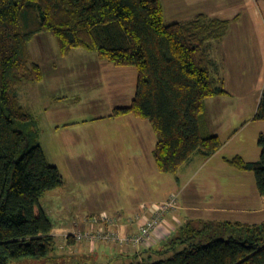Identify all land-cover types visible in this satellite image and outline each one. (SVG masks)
Returning <instances> with one entry per match:
<instances>
[{"label": "trees", "instance_id": "trees-1", "mask_svg": "<svg viewBox=\"0 0 264 264\" xmlns=\"http://www.w3.org/2000/svg\"><path fill=\"white\" fill-rule=\"evenodd\" d=\"M163 12L161 0H0V264L40 259L56 248L41 199L62 187V176L39 144L37 119L18 98L25 81L42 80L28 47L35 36L53 37L61 56L82 49L115 67L135 69L130 105L110 117L132 115L150 124L159 173L174 175L194 156L208 159L221 149L208 131L205 102L228 93L208 47L224 38L230 21L199 13L166 24ZM254 120L264 121V85ZM257 145L256 162L239 156L223 161L253 174L264 205V134ZM213 226L238 234L206 239ZM165 242L160 251L141 252L158 259L147 254L139 264H264V221L187 220Z\"/></svg>", "mask_w": 264, "mask_h": 264}, {"label": "rangeland", "instance_id": "rangeland-1", "mask_svg": "<svg viewBox=\"0 0 264 264\" xmlns=\"http://www.w3.org/2000/svg\"><path fill=\"white\" fill-rule=\"evenodd\" d=\"M213 3L215 4L212 7ZM213 3L211 0H163L164 21L166 24L174 21H189L194 18L195 9L198 8L207 9L205 10L207 12L218 10L219 12H216V15H219L217 16L219 19L229 17L228 14L232 9L240 13L239 17L241 16L243 22L238 27L236 25L238 22L236 23L233 18L226 19L230 21L228 29L230 34L228 36H233L230 39L227 38L226 41L228 59L225 51L222 50L219 52L216 50L213 57L219 59L220 66H226L227 63L230 75L227 67L225 74L229 75L230 87L238 91L246 90L244 96H235L233 102L235 104L241 103L245 110L247 103V110L250 111V107L252 103L256 102V95L260 93L264 81L260 72L264 65V54L258 44V38L264 39L263 19L253 10L245 12V9L241 7L243 0H214ZM248 18L251 20V26L248 23L249 26L247 27ZM246 34L249 41L246 40ZM214 46H217V43ZM28 47L32 61L37 63L41 69L42 80L23 84L20 86L18 93L20 102L29 107L37 117L39 143L46 154L47 161L54 165L62 176L63 187L55 189L56 191L53 193H46L45 197L41 199V205L52 223V232L59 236L54 237L56 248L49 256L40 259L21 258L10 260L7 264H139L141 261H146L147 254L151 255L152 261L158 259V256H155L156 254L145 252L135 256L133 246H124L129 250H122L118 249L122 246L111 243L98 242L97 245L90 247V242H77L74 239L73 242L68 241L69 235L84 230L90 225L88 223V220H90V188L95 203L98 200L101 203V200L104 199L105 189L108 188V182L110 183L109 178L103 180L102 172H91L94 160L90 162V156L82 155L81 149L84 150L85 146L80 140H76L77 136H80V138L94 135L111 136V139L118 141L119 136H133L135 128L132 126L133 124L131 125L126 120H122L123 118L112 119V117L107 116L110 111H113L115 105H119L121 99L117 96L115 90L108 88L105 81L98 88L92 89V93L101 92V101L90 100V81L92 82L90 73L84 69V63L77 55L90 54L89 56H96L95 53L74 49L70 51L69 56H61L58 53L55 39L48 34L35 36ZM243 49H247V51ZM244 57L246 58L244 59ZM98 60V58L94 59V63H98ZM247 62L249 66L245 65V70H241L242 74L240 76L231 77L232 65ZM92 106H94V109H92ZM67 113L69 115L65 116ZM229 118V125L223 122L224 124L219 125L220 129L218 128L220 136H224L225 139L231 136L235 130L237 131L235 135L238 136L237 141H234L225 149V152H228L227 155H231L230 148L232 146H234L232 151H238L237 148L241 147L243 142L247 146L248 153L252 154V150L255 148L260 151L257 145V136L263 130V127H261L264 126L263 121H250L247 123L245 122L246 117L236 120L235 114ZM68 120L77 121L79 125H72L74 127L70 130L63 129L61 123ZM138 122L144 121L138 120ZM244 122L245 124H243ZM146 124L148 123L146 122ZM56 126L60 127L56 129ZM148 128H150L149 125ZM148 130H150V134H153L151 129ZM225 152L222 155L225 156ZM247 152L244 149L243 153ZM250 154H245L246 159L251 157ZM249 173L252 176V173ZM117 175L119 180H116V184L121 185L122 180L126 181L129 173L121 172L117 174L113 172V176ZM159 175L168 176L162 173H159ZM108 176L110 177L109 174ZM121 176L123 177L120 180ZM224 186L226 187L227 184H222L221 190L223 192L226 190ZM115 200H118V197ZM68 201H71V204H65ZM68 210H70L69 213ZM228 215L226 214L225 217ZM220 221L246 223L244 220H237L233 216L222 218ZM74 223L75 229L72 230V233H67L66 231ZM237 234L238 231L233 227L213 226L207 231L205 238L226 239L230 236L236 237ZM206 242L207 240L203 241V243ZM165 244L166 242L157 244L153 247V251H160Z\"/></svg>", "mask_w": 264, "mask_h": 264}, {"label": "crops", "instance_id": "crops-1", "mask_svg": "<svg viewBox=\"0 0 264 264\" xmlns=\"http://www.w3.org/2000/svg\"><path fill=\"white\" fill-rule=\"evenodd\" d=\"M161 2L163 5V0H161ZM211 2L213 3L214 0H211ZM215 3L211 6L213 7ZM241 7L245 9V12L251 10L255 11L264 22V0H243ZM205 10L201 8L195 9L193 14L194 17L199 13H204L211 17L219 16L216 15V12H219L216 9L214 12H207ZM163 15L165 17V12H163ZM228 15L229 17L226 19L233 18L236 23L238 22L236 24L237 27L243 22L241 16L239 17L240 13H238V11H233L232 9ZM248 20L249 21L246 23L247 27L249 26L248 23L251 26V20L249 18ZM229 34L230 32L228 31L221 41L211 42L208 47L209 55L216 64L215 74L223 80L224 88L228 93L226 96L210 98L205 102L208 131L210 134L216 135L222 142L221 149L212 157L204 159L199 156H194L188 163L184 164L176 174H165L168 176H160L152 157V151L156 139L154 134H150V130H148L151 129L150 124L147 121L141 120L132 115H125L117 118L112 117V119L123 118L122 120H126L131 125L133 124L132 126L135 128L133 136H119L118 141L111 139V136L94 135L82 136L81 138L80 136H77L76 140H80L83 146H85L84 150L81 149L82 155L90 156V162L94 160L91 166V172H102L103 180L110 179V183L108 182V188L105 189L104 199L101 200V203H99V200L95 203L90 188V219L98 217L100 214H104L111 221H114V230H118L124 234L135 233L137 232L139 225L142 223V218L148 217L149 215L148 210L143 208L144 205L149 208L150 204L165 201L173 193L178 194V207L169 211L164 216L161 228L153 236L151 245L149 247H133L134 254L140 255L142 251L150 248L153 249L157 244L165 242L171 235H174L178 228L187 220L200 219L220 221L222 218H231V216H233L237 220H244L246 224H258L264 221V205L256 189L253 174L251 176L249 172L238 171L228 166L223 161V157L232 156H239L245 162H256L259 160L260 151L255 148L252 150V154L248 153L247 146L243 144L244 142L241 143V147L237 148L238 151H232L234 150V146H232L230 148L231 155H227L228 152L226 153L225 149L234 141H237L238 136H235L237 131L235 130L231 136L225 139L224 136H220L218 128L223 122L229 125V117L233 114L236 115V120L241 117H246L247 120L245 122L247 123L255 121L254 116L264 85L263 81L261 91L256 95V102L254 104L252 103L250 111L247 110L246 101V110L242 107L241 103L235 104L233 102L235 96H244L246 90L242 89L241 91H238L237 89L235 90L233 87H230V70L227 67V63L225 64L226 66H220L219 59L213 57L215 56L214 54L216 50L218 52L220 50L225 51L226 54L227 38L230 39V37H233H229ZM247 38L248 35L246 36V40L249 41ZM215 43H217V46H214ZM258 44L261 46V50L264 54V39L258 38ZM245 51H247V49ZM70 54L71 52L68 53L67 56ZM89 55L78 54L77 56L83 61L84 69L88 70L90 73V79L92 80V82L90 81V100L101 101V92L97 91L92 93V89L98 88L105 81L108 88L110 90H115L117 96L121 99V102L118 103L119 105H115L114 109L129 106L136 89L135 69L131 67H113L111 64L100 60H98V63H94V59L96 60L97 57ZM226 58L228 59L227 54ZM245 58L246 57H244V59ZM245 65L249 66V63L232 65L231 77L240 76L242 74L241 70H245ZM54 66L56 67L55 64ZM226 67L229 70V75L225 74ZM260 72L264 78V65L260 69ZM29 82L32 83V81H25L23 84ZM94 85L96 86L94 87ZM21 105L34 114L29 107L24 106L22 103ZM94 106H92V109H94ZM111 114L112 111H110L107 116L110 117ZM67 115H69V113L65 116ZM61 117L64 118V116ZM35 118L37 119L36 116ZM138 120L144 122H138ZM146 122L148 124H146ZM245 122L243 124H245ZM61 124V127L63 126V129L66 130L72 129L74 127L72 125H79L77 121L71 120L63 121ZM137 125L138 127H136ZM148 125L150 128H148ZM59 127L60 126H56V129ZM261 127H263V130L259 132V135L264 134V126ZM259 135L257 136V140ZM244 149L245 152H247L245 154H250L251 156L247 157L248 160L243 153ZM224 152L225 156L222 155ZM113 172L117 174L128 172L129 175H127L126 181L122 180V184L118 185L116 184V180H119V177L118 175L113 176ZM122 177L123 176H121L120 180ZM224 183L227 184L226 187L224 186L226 189L225 192L221 190L222 184ZM54 191L56 190L50 191L49 193H53ZM116 197H118V200H115ZM70 202L71 201H68L65 204L69 205L71 204ZM69 212L70 210H68V213ZM226 214L229 215L225 217ZM73 229H75V223L66 232L70 234ZM52 235L54 237L59 236L53 232ZM95 244L97 245V243H90V247ZM118 249L129 250L124 246Z\"/></svg>", "mask_w": 264, "mask_h": 264}, {"label": "built area", "instance_id": "built-area-1", "mask_svg": "<svg viewBox=\"0 0 264 264\" xmlns=\"http://www.w3.org/2000/svg\"><path fill=\"white\" fill-rule=\"evenodd\" d=\"M178 195L171 194L165 201L146 205L143 208L148 210V217L142 218L137 232L124 234L114 230V221L106 215L100 214L98 217L88 220L90 224L84 230L72 233L71 236L77 242L98 243L105 242L119 246L149 247L155 233L161 228L164 216L171 210L178 207Z\"/></svg>", "mask_w": 264, "mask_h": 264}]
</instances>
